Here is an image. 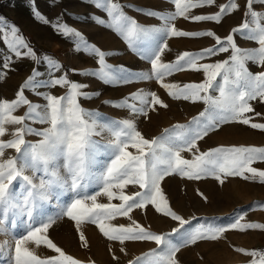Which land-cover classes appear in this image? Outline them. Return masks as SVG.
I'll return each instance as SVG.
<instances>
[{"label":"snow or ice","instance_id":"1","mask_svg":"<svg viewBox=\"0 0 264 264\" xmlns=\"http://www.w3.org/2000/svg\"><path fill=\"white\" fill-rule=\"evenodd\" d=\"M59 2L53 0V4ZM81 2L103 12L105 17L94 13L81 16L68 13L67 9L62 11L61 17L68 15L78 22L90 21L111 30L129 49L148 61L150 69L133 72L123 65L108 63L107 59L114 55L112 51L102 50L89 42L61 17L49 22L33 3L34 18L50 23L57 34L73 44L74 52L95 58L97 67L94 69H70L57 76L62 64L48 55L38 56L19 28L0 17V42L6 50V55L0 58V69H10L15 58L30 59L38 65L43 63L48 70V79L42 80V73L33 68L12 100L0 99V236L8 237L0 240V264H82L50 238L49 229L62 217L74 222L75 232L84 248L89 246L82 230L85 224L95 225L108 241H118L122 245L119 250L125 255L123 245L127 241L155 244L156 247L128 260L127 264H181L177 254L183 247L200 241H218L228 230L264 231V223H242V216L227 227L210 223L193 226L192 221L197 218H185L173 210L161 187L164 178L173 174L189 180L210 176L220 184H224L227 177L258 180L264 184V169L253 166L264 163V147L220 145L204 151L198 147V141L229 123L264 131V123H253L246 116L255 111L251 101L264 103V70L253 72L248 66L264 68V0H245L242 9L236 0H228L219 5L215 13L199 15L189 13L193 9L213 6L215 0H166L174 6L171 12L134 9L150 19L159 20L160 26L142 25L124 11L131 5L119 0ZM241 10V23L224 38L211 30L184 31L172 24L177 18L220 23L225 14ZM234 34L255 47L241 48L235 42ZM202 36L214 38L215 44L198 52H182L171 62L162 60L168 48L163 42L164 37ZM219 53L229 55L222 61L198 63ZM186 69L202 71L204 79L183 85L164 83L166 77ZM68 71L95 78L108 86L155 80L172 99L202 102L205 107L187 123H176L148 139L137 130L133 119L115 120L98 110L83 107L81 100H91L101 93L87 91L89 84L70 80ZM4 75L0 72V79ZM218 77L221 78L219 82ZM55 87L64 91L60 95L38 91ZM25 90L44 103L29 100ZM216 92L218 95L212 94ZM103 104L144 117L149 111H156V106L168 107L155 92L145 89L131 92L118 101L105 100ZM22 107L26 108L24 113L15 115ZM7 126H13V130L9 132ZM6 135L11 138L3 139ZM27 136L38 139L29 141ZM9 149L14 150L15 155L6 157ZM185 152L191 154V159L182 155ZM94 185L99 191L88 194L87 189ZM130 185L139 190L126 193ZM69 193L70 201L62 206L56 217L46 216L42 205L52 197L60 200ZM98 197H105L107 203L99 202ZM114 200L119 203H113ZM149 206L155 213L174 222L170 232L152 231L131 219L130 213L134 209L144 210ZM260 207L264 210V205ZM118 217H126L130 223H113ZM18 228H22V232L13 234L12 229ZM173 234H176L175 240ZM41 247L54 255L38 254ZM234 251L248 257L246 264H264V249L236 247ZM112 258L119 259L114 254Z\"/></svg>","mask_w":264,"mask_h":264},{"label":"rangeland","instance_id":"2","mask_svg":"<svg viewBox=\"0 0 264 264\" xmlns=\"http://www.w3.org/2000/svg\"><path fill=\"white\" fill-rule=\"evenodd\" d=\"M6 2V1H5ZM120 3L131 5L126 7L124 11L127 15L135 18L142 25L160 26L161 22L157 19H150L145 15L136 12V7H142L160 12L174 11V6L167 3L166 0H119ZM228 0H215L213 6H204L193 9L189 15L213 14L219 10V5L227 3ZM243 8L245 0H236ZM9 3V2H8ZM33 3L35 8L49 21L54 22L64 9L68 13L85 15L94 13L102 18L105 17L103 12L97 11L94 7L81 0H60L59 3L53 4V0H16L14 7L7 9L8 13H4L0 6V17L7 22L17 26L21 34L29 42L30 46L38 54V56L48 55L62 64V69L56 75L63 74L65 70L77 69L84 71L97 67L95 58L86 54L73 51V44L68 39L57 34L49 24L34 18L32 14ZM6 4V3H5ZM242 10L234 11L231 14H225L220 23L212 21L192 22L184 18H177L172 24L178 30L184 31H206L211 30L215 35L224 38L233 27L239 25L242 21ZM62 21L68 23L69 26L78 29L86 39L100 47L105 51H112L114 55L107 59L112 65H123L133 72H140L150 69V63L144 60L140 54L133 52L127 47L124 41L111 30L105 27L97 26L92 22H78L76 19L69 18L68 15L61 17ZM235 42L241 48L255 47L251 42L241 38L240 35L234 34ZM168 48L162 55V60L167 63L174 61L182 52H198L204 48L212 47L215 40L212 37H164V41ZM6 55L5 46L0 42V58ZM228 53H219L212 57H207L198 61V63H214L222 61L228 57ZM250 70L258 72L264 68L248 65ZM33 68H38L42 76L40 79H48V70L45 64H36L30 59H15L10 65V69H0L5 73L3 79H0V99L12 100L19 86L31 73ZM68 78L72 81L89 84L87 91H99L101 94L91 100H81L82 106L86 109L98 110L106 117L115 120L128 118L133 119L137 130L140 131L145 138L161 134L164 128H170L176 123H187L191 117L197 115L205 107L202 102L191 103L183 99H172L167 95L166 90L161 88L155 80L147 82H132L120 85H105L95 78L82 77L74 75L71 71L67 72ZM204 79L202 71H194L190 69L182 70L165 78L164 83H199ZM221 80L217 78V82ZM138 89H145L155 92L167 105V108L156 106V111H149L148 116L130 114L126 109H119L103 104L105 100L118 101L127 96L131 92ZM38 91L47 92L53 95H60L64 89L40 88ZM218 95V92L212 93ZM26 97L34 103H44L43 100L34 96L30 91L25 90ZM254 108V112L247 113L253 123H264V103L256 100L250 102ZM26 110L25 107L18 109L14 114L22 115ZM255 113H260L259 116ZM31 123V122H29ZM33 127H42L39 124H32ZM9 132L13 130V126H7ZM11 137L6 135L3 139L7 140ZM27 140L35 141L38 138L27 136ZM96 139H101L96 137ZM244 145L264 147V131L252 129L249 125L239 123H229L221 125L220 129L209 133L203 140L198 141V147L204 151L216 146ZM15 155L14 150H6V157ZM182 155L191 159L190 153H182ZM253 166L258 169H264V163H256ZM224 184L213 177H204L199 180H189L178 174L166 176L161 182L162 190L169 201L170 206L178 214L185 218L195 216L197 219L192 221V225L197 223H210L213 226L227 227L239 217H243L242 223L255 222L264 223V210L260 205H264V184L256 181H245L239 177L224 178ZM138 187L128 186L126 193L138 191ZM99 191L97 186L87 189L88 194H94ZM202 194V195H201ZM71 194H66L57 200L55 197L50 198L47 203L42 205L46 216L56 217L61 211L64 204L70 201ZM207 197V200L204 199ZM98 201L107 203L105 197H98ZM119 203V201H113ZM131 219L152 231L170 232L175 226L170 219L162 217L155 213L150 206L147 209H134L130 213ZM23 219H27L24 217ZM113 223L129 224L130 220L126 217H118ZM88 241V247H81L79 236L75 232L74 222L66 217L57 219L56 223L49 229L50 238L68 254L80 260L82 264H127V261L144 252L156 247L151 242H133L127 241L123 245L127 255L120 252L122 245L119 242L108 241L99 233L95 225L85 224L82 226ZM13 234L22 232V228L12 229ZM8 237L0 236V240ZM176 234H173L175 240ZM242 247L248 250L264 249V231L258 229H250L246 232L238 230L226 231L222 238L218 241H200L195 245L183 247L177 254L181 264H246L248 257L236 253L234 248ZM112 248V252H109ZM38 254L54 255L50 250L41 247ZM113 254L119 257L113 260Z\"/></svg>","mask_w":264,"mask_h":264},{"label":"crops","instance_id":"3","mask_svg":"<svg viewBox=\"0 0 264 264\" xmlns=\"http://www.w3.org/2000/svg\"><path fill=\"white\" fill-rule=\"evenodd\" d=\"M14 2H16V0H0V6H2L4 13H8L7 9L9 10L10 8L14 7Z\"/></svg>","mask_w":264,"mask_h":264}]
</instances>
